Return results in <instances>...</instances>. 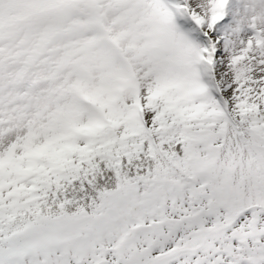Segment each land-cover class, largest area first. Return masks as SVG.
Instances as JSON below:
<instances>
[{
  "label": "snow or ice",
  "instance_id": "snow-or-ice-1",
  "mask_svg": "<svg viewBox=\"0 0 264 264\" xmlns=\"http://www.w3.org/2000/svg\"><path fill=\"white\" fill-rule=\"evenodd\" d=\"M0 264H264V0H0Z\"/></svg>",
  "mask_w": 264,
  "mask_h": 264
}]
</instances>
